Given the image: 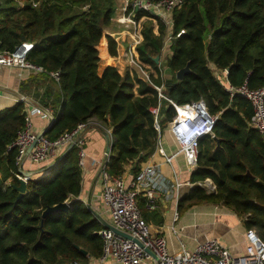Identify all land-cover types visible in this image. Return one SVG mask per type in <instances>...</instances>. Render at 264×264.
Masks as SVG:
<instances>
[{
    "label": "trees",
    "instance_id": "obj_1",
    "mask_svg": "<svg viewBox=\"0 0 264 264\" xmlns=\"http://www.w3.org/2000/svg\"><path fill=\"white\" fill-rule=\"evenodd\" d=\"M114 11V0L0 3V50L13 51L23 37L32 42L26 60L40 66L41 73L52 80L48 72H58L54 81L61 100L44 135L52 139L96 117L111 127L106 172L120 175L135 163L132 174H127L130 177L155 147L157 132L149 106L159 104V124L164 127L174 116L168 100L182 104L202 98L209 113L217 116L213 136L199 139L188 180L196 183L208 178L214 189L207 192L192 185L178 197L176 212L200 203L219 204L238 215L245 229H253L264 239V137L249 123V101L237 93L230 96L210 68H227L226 78L232 86L245 81L250 88L264 87V0H184L171 12L173 38L164 62L169 72L165 79L153 61L163 42L164 24L137 10L136 17H145L136 57L149 66V81L162 85L164 97H158L156 89L136 72L120 74L112 63L97 72L96 45ZM105 37L108 53L113 55L115 42ZM186 64L188 72L177 79L176 70ZM23 118L21 100L0 108V264L93 261L101 252L95 231L102 225L76 198L81 176L74 146L55 157L42 174L29 178L16 199V149L9 145ZM63 201L66 211L42 215L46 207ZM138 205L142 210V198Z\"/></svg>",
    "mask_w": 264,
    "mask_h": 264
},
{
    "label": "built area",
    "instance_id": "obj_2",
    "mask_svg": "<svg viewBox=\"0 0 264 264\" xmlns=\"http://www.w3.org/2000/svg\"><path fill=\"white\" fill-rule=\"evenodd\" d=\"M183 2L184 0H118L114 20L127 34L128 40L124 55L128 64L141 66L136 57L135 47L142 39L138 23L140 24L145 16L136 17V11L149 13L164 24L165 38L160 50H165L169 56V44L173 38L171 12L181 6ZM182 31L180 29L174 36H178ZM19 45L22 47L19 50L17 49L18 45L13 51L0 50V65L26 69L31 73L43 72L40 66L26 60V53L32 46V42L21 41ZM210 68L230 96L237 93L249 101L252 108L249 123L264 137V87L250 88L245 81L238 86H232L226 78V68L218 69L213 65H210ZM140 70L144 80L156 89L158 97H164L161 93L162 85L152 84L149 81L147 71L141 68ZM48 75L54 80L58 79L57 71H50ZM17 100L24 103V122L22 127L16 131V135L9 145V147L12 146L16 149L14 158V163L17 166V172L14 173L16 179L19 178L26 182L30 178L29 174L19 173L24 157L32 163H39L48 159L53 161L55 157L61 155L71 146L76 148V164L81 169L85 157V131L90 126L102 130L111 143L110 125L96 117H88L72 128L63 130L56 137L49 139L44 134H40V131L33 130L30 117L33 113H37L49 122L55 115L46 107L31 104L29 99L22 95ZM168 101L173 107L174 116L166 122L165 127L170 133L176 149L165 154L159 146L158 139L161 131L159 104L148 108L152 115L153 127L157 132L154 149L163 155L165 162H171L176 155L181 154L186 167L192 169L196 164L199 139L203 135L213 136L212 126L217 115L209 113L202 98L182 104ZM108 154L104 153V159L98 169V177L100 178L99 199L101 202V213L99 214L113 227L129 234L131 238H126L104 226L100 227L95 233L101 239V252L95 260L89 261V264H106L107 262L143 264L152 260L155 264H264V239L259 237L253 229H245L244 252L239 255H232L228 248L215 238L198 242L191 249L181 245L178 250L170 251L164 236L152 232L142 216L138 205L139 193L143 195L145 206L153 208L156 193L162 192L168 195L174 191V198L177 200L182 194L183 186L191 187L197 184L203 187L201 182L208 178L196 183L182 182L178 179L170 180L158 172L154 163L148 162L142 164L130 177L124 173L110 175L105 170ZM206 183L209 186L208 192L212 191L214 185L211 180H207ZM176 217L177 212H174V219Z\"/></svg>",
    "mask_w": 264,
    "mask_h": 264
},
{
    "label": "crops",
    "instance_id": "obj_3",
    "mask_svg": "<svg viewBox=\"0 0 264 264\" xmlns=\"http://www.w3.org/2000/svg\"><path fill=\"white\" fill-rule=\"evenodd\" d=\"M108 30L110 31L111 29L107 28V30L102 31L96 46L98 57L103 62L97 72L100 73L103 66L107 63L114 64L120 74L125 70L131 71L124 55L126 45L123 35H115L108 32ZM106 35L112 37L115 42V53L113 55L108 53ZM101 42L103 43L102 49L99 48ZM163 71H160V77L165 79L169 76V72L165 69ZM20 95L29 99L33 105L48 108L54 115H56L57 107L61 100L57 82L48 76L42 73H31L26 69L0 65V108L11 106ZM30 119L32 128L35 131L43 130L48 124V120L40 117L37 113H33ZM85 136L84 165L80 169L81 187L76 198L82 201L83 204L87 203L95 212L101 213L98 169L104 159L107 139L102 130L92 126L86 129ZM158 142L165 154H169L176 149V145L165 126L159 133ZM51 162L52 160L48 159L39 163H32L28 158L24 157L21 162V170L32 178L46 171L47 166ZM147 162L154 163L158 172L167 179H178L182 182L189 181L188 176L191 169L186 167L181 154L176 155L171 162H165L163 155L154 149L142 164ZM124 174H129V165L125 167ZM9 179L10 177L6 179V182ZM188 188L183 186L182 194ZM139 198L144 200L142 193H139ZM176 201L174 191L168 195L158 192L156 193L153 208H148L144 204L142 210L140 209L151 231L164 236L167 248L170 251L178 250L181 245L191 249L198 242L215 238L219 243L227 247L234 256L244 252L246 243L244 236L245 227L238 215L219 204L200 203L180 212L174 219ZM106 264L117 263L107 262ZM143 264L155 263L152 260Z\"/></svg>",
    "mask_w": 264,
    "mask_h": 264
},
{
    "label": "water",
    "instance_id": "obj_4",
    "mask_svg": "<svg viewBox=\"0 0 264 264\" xmlns=\"http://www.w3.org/2000/svg\"><path fill=\"white\" fill-rule=\"evenodd\" d=\"M21 39H22V41H24L23 40V37H21ZM22 47H21V45H18V47H17V49L19 50V49H21ZM153 61L155 62V63H157V61H158V55H155L154 57H153ZM188 65L186 64L184 67H182V68H180V69H178V70H176V72H175V77L177 78V79H180L182 76H183V74L184 73H186V72H188ZM226 70H227V68H226ZM54 118H55V116H54ZM53 118V119H54ZM53 119H51L49 122H48V124L46 125V127L45 128H47V127H49L50 126V124L52 123V120ZM45 128L42 130V131H40V134H44V130H45ZM106 148H105V153H109V151H110V148H111V144L109 143V139H108V137L106 136ZM141 153H139L138 154V158L139 157H141ZM135 167V163H133L132 165H131V167H130V171H129V173L130 174H132V169ZM19 173H21V174H23V175H26V172H23L22 170H19ZM25 187H26V182L24 181V180H22V179H17V184L16 185H14V188L18 191V194L16 195V199L25 191ZM85 207L91 212V214L101 223V225L102 226H104V227H106V228H109V229H111L113 232H115V233H117V234H120V235H122V236H124V237H126V238H131V236L129 235V234H127V233H125V232H123V231H120L119 229H116L115 227H113L106 219H104L98 212H95L94 210H92L90 207H89V205L88 204H85ZM67 210V204L63 201V202H59V203H56V204H54V205H52V206H48V207H46L44 210H43V212H42V215H44V214H46V213H48V212H51V211H66ZM83 254H86V250L85 249H82V248H80L79 249ZM146 251L148 252V253H150L151 254V256L152 257H154L153 256V254L148 250V249H146ZM69 264H73V263H69ZM74 264H89V263H83V262H77V263H74ZM96 264H98V263H96Z\"/></svg>",
    "mask_w": 264,
    "mask_h": 264
},
{
    "label": "rangeland",
    "instance_id": "obj_5",
    "mask_svg": "<svg viewBox=\"0 0 264 264\" xmlns=\"http://www.w3.org/2000/svg\"><path fill=\"white\" fill-rule=\"evenodd\" d=\"M115 1V11H114V14H113V17H112V21H111V24L110 25H108V26H106V27H104L103 28V31H105V29L107 30V28H109V29H111L110 31L108 30V32H110V33H114L115 35H123V38H124V41H125V45L127 44V34L125 33V31H123V29H122V27H120V26H118L117 25V23L115 22V20H114V18H115V14H116V6H117V2H118V0H114ZM0 3H2V0H0ZM143 22H144V18L141 20V22H140V24L138 23V26H139V30L141 31V28H142V24H143ZM123 31V32H122ZM164 38L165 37H163V41H164ZM100 40V39H99ZM99 42V41H98ZM98 44V43H97ZM162 45H163V42H162ZM97 46V45H96ZM167 54L168 53H166V51L165 50H160L159 51V53H158V61H157V66H158V68H159V70L161 71V72H164L163 70L165 69L166 71H168V69L166 68V66L164 65V62H165V58L167 57ZM137 60H138V62H139V64L141 65H139L140 67H138L137 65H135V64H129V69L131 70V71H133V72H136L138 75H140V77H142L143 79H144V77L142 76V74H141V70H140V68L142 69V70H145V71H147V73H149L151 70H150V68H149V66L147 65V64H145V63H143L140 59H138L137 58ZM102 60H101V58L99 57V60H98V65H97V70H99L100 69V67L102 66ZM106 65V64H105ZM164 68V69H163ZM161 129L163 130V127H161ZM207 180H209V179H205L203 182H201L202 183V185H203V188L205 189V191H209V189H208V183H206L207 182Z\"/></svg>",
    "mask_w": 264,
    "mask_h": 264
}]
</instances>
